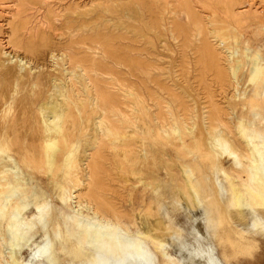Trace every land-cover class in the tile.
<instances>
[{"label":"bare ground","instance_id":"obj_1","mask_svg":"<svg viewBox=\"0 0 264 264\" xmlns=\"http://www.w3.org/2000/svg\"><path fill=\"white\" fill-rule=\"evenodd\" d=\"M136 1L138 6L149 5L145 0ZM10 2L18 10L13 14L17 18L18 15L30 12L39 4L44 6L47 0H10ZM10 2L0 0V6L3 7L2 5L5 6ZM234 3L235 0H206L195 5L192 0H162L166 12L174 16L170 21V34L174 40L181 42L183 53L194 42V33H198L195 39L199 37L197 54H199L200 80L206 88L208 97L211 98L205 116L211 151L203 155L211 162L208 164V174L199 176L195 168L179 159L180 167L192 185L198 201L197 210L188 212L192 222L191 230L186 231L172 220H167L169 224L166 226V231L168 227L170 229L166 235H159L158 233L165 229H159L157 226L155 228L153 226V229L147 226V231L139 226L132 231L124 222V217L129 216L128 213L121 210L106 194L110 190L107 177L113 178V172L107 165L109 160L107 150L123 155L133 151L138 152V149L142 150L141 146L146 144L144 137L148 134L147 123L143 116H147L152 107L148 105L142 93L136 92L137 89L125 75L129 71L149 70L136 58L137 56L134 57L132 52L136 49L130 48V51H125L123 47L114 43L119 37L122 40L126 38L114 33H104L97 27L87 24L91 25L87 31L79 35L71 32L70 41L61 44L66 48H61L58 53L62 57L60 59L62 64H56L62 77L49 76L52 77L51 82L58 83L64 91L58 93L57 101L61 104L63 101L71 103L67 105L68 111L64 108L67 112L63 109L65 113L59 108L64 113L63 116L62 114L58 116L61 122L63 118V123L57 122L55 125L59 120L56 118L57 115L54 118L47 117L48 119L43 121L45 133L42 139L23 140L12 137L15 121L7 120L6 117L2 119L5 124L0 131V154H3L0 155V264H10L12 261V264H239L235 260L237 253L232 234L238 236L242 243L249 242L244 246L245 249L255 247V244L251 243L256 241L254 237L264 233V63L258 52L255 55L253 53V57L245 56L246 66L239 54L236 60L234 59L235 66L225 68L222 65V52L217 50L216 45L219 43L224 50L230 36L223 25L225 23L222 19L223 15L221 17L213 8L216 7L214 5L226 8V12L233 17L248 12L249 9L236 12L233 9ZM81 5L74 6L69 3L68 6L63 7V12L57 13L53 7H46L49 29L60 30L57 23L62 13H76L88 7V4L82 5L83 7ZM197 7L212 10V13L208 12L213 16V21L212 23L209 21V24H215L212 33L215 34V40L219 41L215 44L216 47L210 42L211 39L209 40L210 30L203 19L205 17L202 18V14L196 10ZM31 19L33 20V17ZM155 20L157 28L161 30L164 24H162L163 17L157 16ZM28 21L30 22L27 19L11 18L0 20V24L5 23L9 28L7 36L0 37V63L2 66H6V62L16 63L0 74V78L8 76L7 79L13 77L26 79L27 82L29 80L35 85L40 78L36 75V70L34 72L24 58L16 59L5 51V45L34 52L39 46L45 47L50 44L45 37L43 27L37 36L30 32L26 40L22 38L20 32L27 28ZM209 24L207 23L208 26ZM262 29L264 30V27ZM45 33L47 34V31ZM58 54L56 55L54 51L50 58L56 60ZM227 55L229 58L234 57L232 52H228ZM2 56L8 59L4 60ZM187 58L188 56L185 59ZM184 61L183 63L187 62ZM186 65L188 66L187 63ZM245 67L248 71L246 83L252 85L249 94L244 92L242 95L243 99L249 100L250 110L247 114L249 118L246 120L242 115L244 117L234 124L231 121L235 111H232V116H227L228 119L225 118L227 110L213 100L206 74L213 72L216 75L222 91H225L226 86L237 90L240 87L239 71ZM126 81L131 84L128 86L129 90L123 88L126 86ZM172 89L165 85L164 91L167 92L171 102L152 92L149 95L157 106L153 116L154 122L157 123L160 132L166 135L167 127L174 133L181 132L176 122V111L184 127L193 120L194 113L185 97ZM72 105L78 108V112L81 111L79 118L84 117L87 106L95 116L93 126L96 133L94 138L92 137L90 148H85L82 158H78L80 151H77L82 146L72 139L77 133H82L85 125L76 121L78 118ZM91 131L89 130L90 133ZM191 142L189 145L193 149L196 142L195 140ZM31 157L43 158L50 166L64 168L65 171L59 174L73 187V192L71 190L73 196H66L67 190L63 187L65 190L63 188L60 190L59 197L64 203L69 204L68 209L70 207L69 212L72 214L47 201L45 199L47 194L45 195L38 185L32 182L33 177L29 183L23 168L30 166ZM226 159L233 161L230 168H225L222 164ZM203 164L206 168L207 164ZM180 196L182 200L190 199V194L185 190ZM179 203L184 207L182 201ZM150 208L148 205L139 214L150 212ZM160 209L164 211L165 218L169 219L165 208ZM28 211H30L29 215H27ZM193 216L195 218L192 220ZM196 219L198 226L197 221H194ZM146 220L143 224L140 221L142 226L145 222H150ZM136 221L134 225L136 223L138 226ZM158 222L159 220L157 223L154 222V225ZM37 238L40 240L37 241ZM9 252L11 255L7 257L6 254ZM25 252L29 253L28 259L23 257Z\"/></svg>","mask_w":264,"mask_h":264},{"label":"rangeland","instance_id":"obj_2","mask_svg":"<svg viewBox=\"0 0 264 264\" xmlns=\"http://www.w3.org/2000/svg\"><path fill=\"white\" fill-rule=\"evenodd\" d=\"M6 2H10V0H6ZM137 2L138 1L136 0H71L70 2H67V0H47V3L44 4V6L43 4H39L30 12H25L23 13L24 15H18L17 18L13 16V14H16L15 12L18 11L16 10L17 8L14 4L13 6L10 2L5 6L2 5L3 7L0 6V20L10 18L15 20H30V22L28 21L27 28L21 30L20 32V34L23 35L22 38H25L24 40L28 38V33L30 32V34L35 33V36H37L38 33L40 34V29L43 27L45 37L48 39V42L50 41L48 46H39L38 50L34 52H27L23 48H20L21 50H19V48L5 45L6 52L12 55V57H16V59L24 58L29 63V67L34 69V72L36 70V75L40 76V78L35 85L30 83L29 80L27 82L26 79L22 80L15 77L7 79L8 76L0 78V131L5 124L2 119L6 117L7 120L15 121L12 127V137L23 140L42 139L45 133L43 125L44 119H48L47 117L52 118V116L54 118L56 115V118L59 119L60 117L58 116H61L60 114L63 116L66 109L68 111L67 105L71 103L63 101V104H61L60 101H57V96L64 92L63 88L61 89L58 83L55 84L51 82L52 77L49 76L53 75V77H62V74L58 71L59 67L57 65L62 64V60H60L62 57L58 53H60L61 48H66L61 44H66L70 41L69 38H72V33L74 35H79L84 31H87L92 25L94 28L97 27L99 31L104 33H114L126 38V40H122L119 37L114 43L116 46L123 47L125 51H130V48L136 49L132 52L134 57L137 56L136 58L147 67V70H149L146 72L137 70H134L135 72L129 71L125 75L127 77L126 79L132 82L134 88L138 90H136V92H140L144 95L148 105L152 107V110L147 116H143L147 123L146 132L148 134L144 137L146 138V144L143 145L144 147L140 145L142 150L138 149V152L133 151L132 153H126L123 155L122 153L118 154V152L116 153L113 150H107V153L109 154L107 165L113 172V178L107 177V180L109 181L108 183L110 184V190L106 192V194L115 201L121 210L123 209V211L128 213L129 216L124 217L125 220H123L132 231L136 230L139 226L140 228L143 227L142 229L145 231H147L148 227L153 229V226L154 228L157 226L159 229H165V231L159 232L158 234L166 235L170 229V227H168V230L166 231V226L169 224L167 220H172L176 225L182 227L186 231L191 230L192 228V222L190 221L191 218L188 215V212L197 210L198 201L194 195V191L192 190V185H190L187 176L180 167L179 159L195 168L198 175L200 174L199 176L208 174V164L211 162L204 158L203 155L211 151V144L209 143L210 135L207 133L205 127V116L207 112L206 107L210 105L209 102L211 101V98L208 97L206 88L200 80L201 72L199 69L200 63L198 62L199 54H197V43L199 37L195 39L198 33L195 31L194 42L183 53V50L180 47L181 42L174 40V38H172V34H170V21L174 16L166 12L165 8L162 6V0H145V2H147L146 4L149 5L143 7L141 4L138 6ZM192 2L195 5H198L201 4V2H206V0H192ZM69 3L74 6L76 4H82L83 6H85L84 4H88V7L86 9L83 8L85 10H78L79 13L77 11L76 13H62V16H60L57 23L61 32L60 30H50L47 25L49 23L47 18L48 16L46 17V7H53L56 13L60 11L63 12V7L65 8V6H68ZM214 6H216L213 8L214 11L217 10L221 17L223 15L222 19L225 21L223 25L226 27L230 36L225 45L227 47H225L227 51L225 49L223 50V47L218 43L219 41L217 39L215 40V34L212 33V29L215 28V24H209L210 22L212 23L213 16L208 14V12L212 13V10H208L203 7H197L196 10L202 14V18L205 17L203 19L206 22V26L210 30V42H212L214 46L218 43L216 45L217 47H215L223 54H221L222 65L225 68L235 66L236 56L239 54L246 66L247 61L245 60V56L251 55L250 57H253L258 52L261 61L264 63V30L262 29L264 27V1L235 0L233 9L236 12H242L249 9L244 15L236 17L230 16V14L226 12V8L218 5ZM157 16L163 17L164 20L162 21V24H164L162 27L164 29L161 28V30H159L157 28L155 20V17ZM32 17L33 20L31 19ZM207 23L210 26H208ZM8 31V26H5V23H1L0 37L5 38ZM46 31L47 34L45 33ZM54 51L56 55L58 54L60 56H58L56 60L50 58L51 53ZM228 52H232L234 57L229 58L227 55ZM184 56L185 58L188 56V60L183 58ZM2 57L4 60L8 59L6 56ZM183 61H187L186 63L188 66L186 63H183ZM8 63L9 62H6V66H2L0 63V74L4 73L6 69L16 64L15 61L10 62L9 65ZM243 69L239 71L240 73L238 72L240 87H242H239L236 90L233 87L226 86V89H224L226 92L220 89V83L217 82L218 79L213 72H208L206 74V81L210 87V93L213 96V100L227 110L225 118L228 119L227 116H232V113L235 111L233 121H231L234 124H236L237 121L244 116L246 120L249 118V116H247L250 110L249 100L243 99L242 95L244 92L249 94L252 85L246 83L248 80L247 67ZM125 85L126 86L123 87L124 90H129L128 86L131 84H128L126 81ZM165 85L171 89L173 88L172 90L177 94L184 96L186 101L194 110L192 116L193 120H190L189 124L184 127L178 119V112L174 108L176 111L175 116L177 117V126L181 132L174 133L171 129H169V127H167V135L160 132L157 123L154 122L153 116L157 111V106L149 96L150 92H152L156 94V96L162 97L171 102L167 92L164 91ZM52 96L55 97L53 98ZM59 103L61 106H64L61 107ZM59 108H62L61 110L64 108L66 109H64L65 111L63 110L62 112L64 113H62ZM72 108L77 114L78 119H76V121L80 122V124L84 123L85 125L82 133H77L75 138L72 139L75 142H78L79 146H82V148H79L83 152H81L80 149L77 150L78 152L80 151L79 153L81 156L78 158H82L84 156V151L86 150L85 148H90L89 146L93 142V138L96 133L93 126L95 116L89 106L86 107L83 118H79L81 111L78 112V108L76 109L75 105H72ZM57 122L63 123V118L62 122L59 119L56 121L55 125H57ZM191 123L193 125L192 127ZM186 127L189 128L188 130L191 134H189ZM89 130H92V133H90ZM237 132L240 134L239 131ZM193 140H195L196 143L194 145L195 148L192 149L189 144H191V141ZM85 142L88 143L86 144ZM0 155L3 156V154ZM30 162L29 167L23 168L24 174L26 175L29 183L31 182V177H33L32 182H34L35 185H38L40 190L43 191L45 195L47 194L45 196L47 201L52 202L54 206L61 207L68 214H72L69 212L70 207L68 209L69 204L64 203L59 197L60 190L63 187L67 190L66 196H73V193H71V190L73 192V187L66 183L64 178L59 174L60 172L65 171L64 168L62 169L57 166H50L43 158L40 159L31 157ZM232 162V160L226 159L225 161H222V164L225 168H230ZM203 163L207 164L206 168ZM185 188H187L188 191ZM184 190L190 194L189 200L186 198L183 200L180 199V195H183ZM191 193L193 194L191 195ZM177 195H179V197ZM180 201H182L184 207L180 205ZM148 205L151 207L150 212L147 211L140 215L139 213L145 210ZM162 207L165 208L168 218L170 217L169 219L165 218L164 211L160 209ZM29 213L30 211H28L27 215H29ZM141 218L144 219L141 220ZM194 218L195 217L193 216L192 220ZM128 219L129 221L127 222ZM144 220L150 222H145V225L142 226L140 221L143 224ZM158 220L159 222L156 225ZM135 221L138 222V226L136 223L134 225ZM194 221H197V219ZM154 222H156L155 225ZM196 224L197 226L199 225L198 221ZM254 239L256 241L251 243H254L255 247L245 249L244 246L248 245L249 242L242 243L239 241L238 236L232 234V240L235 242V250L237 253L235 258L236 262L239 264H264V233L257 235ZM36 240L39 241L40 238H37ZM11 252L6 254L7 257H10ZM23 257L28 259L29 253L25 252ZM12 262L10 264H12Z\"/></svg>","mask_w":264,"mask_h":264}]
</instances>
